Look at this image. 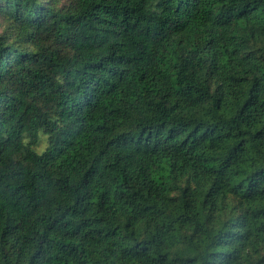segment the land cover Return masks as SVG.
I'll list each match as a JSON object with an SVG mask.
<instances>
[{"label": "trees", "instance_id": "trees-1", "mask_svg": "<svg viewBox=\"0 0 264 264\" xmlns=\"http://www.w3.org/2000/svg\"><path fill=\"white\" fill-rule=\"evenodd\" d=\"M0 264H264V0H0Z\"/></svg>", "mask_w": 264, "mask_h": 264}, {"label": "rangeland", "instance_id": "rangeland-1", "mask_svg": "<svg viewBox=\"0 0 264 264\" xmlns=\"http://www.w3.org/2000/svg\"><path fill=\"white\" fill-rule=\"evenodd\" d=\"M46 138H47L46 135L39 134V143L38 146L36 147V150L38 152H41L46 147Z\"/></svg>", "mask_w": 264, "mask_h": 264}]
</instances>
